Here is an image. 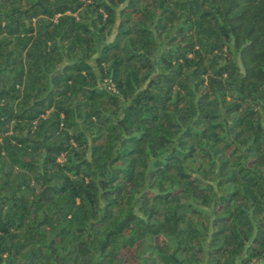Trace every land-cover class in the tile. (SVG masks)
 <instances>
[{"label":"trees","instance_id":"1","mask_svg":"<svg viewBox=\"0 0 264 264\" xmlns=\"http://www.w3.org/2000/svg\"><path fill=\"white\" fill-rule=\"evenodd\" d=\"M0 264H264V0H0Z\"/></svg>","mask_w":264,"mask_h":264}]
</instances>
